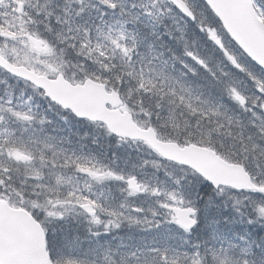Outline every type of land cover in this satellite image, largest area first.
Listing matches in <instances>:
<instances>
[{"label": "snow or ice", "instance_id": "6c2138e0", "mask_svg": "<svg viewBox=\"0 0 264 264\" xmlns=\"http://www.w3.org/2000/svg\"><path fill=\"white\" fill-rule=\"evenodd\" d=\"M224 27L207 0H0V198L31 206L52 264H264V64ZM49 79L103 88L147 135L82 142Z\"/></svg>", "mask_w": 264, "mask_h": 264}, {"label": "water", "instance_id": "95a60500", "mask_svg": "<svg viewBox=\"0 0 264 264\" xmlns=\"http://www.w3.org/2000/svg\"><path fill=\"white\" fill-rule=\"evenodd\" d=\"M209 9L221 19L224 31L242 50L264 64V24L256 18L251 0H207ZM47 89L56 104L91 123L104 125L107 131L124 140L140 142L142 132L126 116L122 101L97 85H69L49 79ZM75 117V116H74ZM183 163L195 166L220 182L240 183L242 178L224 162L211 155L178 154ZM0 264H52L46 249L44 231L26 211L11 208L0 200Z\"/></svg>", "mask_w": 264, "mask_h": 264}, {"label": "rangeland", "instance_id": "374dc122", "mask_svg": "<svg viewBox=\"0 0 264 264\" xmlns=\"http://www.w3.org/2000/svg\"><path fill=\"white\" fill-rule=\"evenodd\" d=\"M12 47H15L16 49H18L20 52V55L23 56L25 50L23 49V46L20 45L18 42L17 43L10 42L9 49H8V55L12 54L11 53ZM30 62L33 63L41 72L48 71V69L44 68V66H43V57H41V60L39 63L36 62L34 57H30ZM124 109H125V106L121 108L122 111H124ZM54 112H56V111H54L52 108L49 110L50 117L54 114ZM55 117L58 119V123L56 122L55 124L57 126L59 124V127H61V128L65 127V125L62 122L61 117L59 115H55ZM90 128H92V129H90ZM82 130H84L85 133H89V132L92 133V137H99V138L103 137V140H106L107 131L104 127H102V126L100 127V125H99V127H90V126H84V125H76L75 123H73L74 133L77 131H78V133H80ZM73 137H75V135H73ZM73 140H75V138H73ZM137 144L138 143L127 142L124 144L123 150L132 151L133 149H135L137 147ZM142 151H144V149H142ZM133 153H135V152H133ZM2 199L6 200L10 206L17 208V209L18 208L23 209V210H25L31 214V206L27 202H25L24 205H22L20 203V201L23 199L22 197L17 196L15 194H12L11 199H9V198H2Z\"/></svg>", "mask_w": 264, "mask_h": 264}, {"label": "trees", "instance_id": "16d2710c", "mask_svg": "<svg viewBox=\"0 0 264 264\" xmlns=\"http://www.w3.org/2000/svg\"><path fill=\"white\" fill-rule=\"evenodd\" d=\"M36 103L40 104L41 105V111H44V110H48L47 111V115L48 117H50L49 115V110L52 108L54 111V114L50 117V119H52L54 121V123H58V119L55 117V115H58V110L57 108L55 107V105L51 104L48 100H45L43 97H37L36 99ZM126 107V106H125ZM72 120H73V123H75V118L72 117ZM76 124V123H75ZM80 125H84V126H90V127H99V124H91L89 122H86L84 121L82 124ZM59 126V124H58ZM101 127V125H100ZM92 129V128H90ZM80 137L81 138H84V137H87V139H82V142H85L87 143L88 141H90V139L92 138V133H85L84 130H82L80 133H79ZM72 138H75L76 139V136L75 137H72ZM101 140V144L106 146L107 145V140H103V137L100 138ZM90 147H92V145H89ZM133 155H136L135 153H133Z\"/></svg>", "mask_w": 264, "mask_h": 264}]
</instances>
